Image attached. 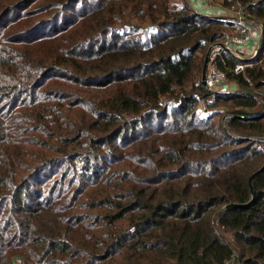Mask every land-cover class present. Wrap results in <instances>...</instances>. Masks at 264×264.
<instances>
[{
    "label": "trees",
    "instance_id": "1",
    "mask_svg": "<svg viewBox=\"0 0 264 264\" xmlns=\"http://www.w3.org/2000/svg\"><path fill=\"white\" fill-rule=\"evenodd\" d=\"M214 4L263 25L227 94L201 75L233 18L0 0V264H264V0Z\"/></svg>",
    "mask_w": 264,
    "mask_h": 264
},
{
    "label": "built area",
    "instance_id": "2",
    "mask_svg": "<svg viewBox=\"0 0 264 264\" xmlns=\"http://www.w3.org/2000/svg\"><path fill=\"white\" fill-rule=\"evenodd\" d=\"M232 18L240 27H242L243 37L240 39L231 37L229 41H226L225 43L227 48L234 50V48L245 46L249 43L257 45L259 43V37L262 38L263 36V25L261 23L253 21L248 14L242 11H236ZM255 49L256 47L253 49V53L255 52ZM225 50L227 49L216 48L212 52L208 63L206 87L213 93L227 94L234 92L229 84L226 83V73L220 70L217 66L218 57ZM243 68V65H237L235 68V72L238 73L242 71Z\"/></svg>",
    "mask_w": 264,
    "mask_h": 264
},
{
    "label": "water",
    "instance_id": "3",
    "mask_svg": "<svg viewBox=\"0 0 264 264\" xmlns=\"http://www.w3.org/2000/svg\"><path fill=\"white\" fill-rule=\"evenodd\" d=\"M261 47H262V38L261 40L259 41V43L257 44V47L255 49V52L253 54L252 57L250 58H245V57H242L240 55H238L235 51H233L232 49H229L227 48V46L225 44H215V45H212L207 53H206V56H205V60H204V65H203V70H202V75H201V80H202V84L204 86H206V76H207V67H208V63H209V60H210V56L212 54V52L216 49V48H223V49H227V51H229L230 53H232L233 55H235L236 57H238L239 59H242V60H253L255 59L260 50H261ZM264 170V165L257 171L255 172L249 179V184L251 186V192H252V196H253V199L255 198L256 196V193H255V190H254V187L252 185L253 183V180L254 178L257 176V174H259L260 172H262ZM245 204H229L227 205L223 211H229V210H232V209H236V208H239V207H242L244 206Z\"/></svg>",
    "mask_w": 264,
    "mask_h": 264
},
{
    "label": "rangeland",
    "instance_id": "4",
    "mask_svg": "<svg viewBox=\"0 0 264 264\" xmlns=\"http://www.w3.org/2000/svg\"><path fill=\"white\" fill-rule=\"evenodd\" d=\"M189 1V0H188ZM196 1V0H195ZM197 1H201V6L203 5V6H205V7H210V8H213V11H212V14H207V15H209V16H220V15H218L217 13V11L216 10H219V9H221V8H219V7H217V6H219V5H215L214 4V0H197ZM195 6V5H194ZM195 8H197V7H195ZM222 10V9H221ZM225 10H227V9H225ZM236 11H234V10H227V13H226V15H223V17H228V18H232V16H234V13H235ZM231 37H233V38H242L243 37V34H242V27H240L239 26V28L237 29V31H231L230 33H228L227 34V40L226 41H229V39L231 38ZM261 40V38L259 37V41ZM226 41L225 42H223V43H220V44H225L226 43ZM246 46L247 45H245V46H240V47H237V48H234V50L233 51H235L236 53H238V52H240V53H242V54H244V53H246L248 56H246L245 57V55L243 56V57H245V58H248V57H250L251 56V53H253L252 51H253V49L255 48V46L252 48V50L250 51L251 53L250 54H248L246 51L247 50H245V48H246ZM239 48V49H238ZM235 49H238V50H235ZM227 84H229V86L231 85L232 86V83L233 82H226Z\"/></svg>",
    "mask_w": 264,
    "mask_h": 264
},
{
    "label": "crops",
    "instance_id": "5",
    "mask_svg": "<svg viewBox=\"0 0 264 264\" xmlns=\"http://www.w3.org/2000/svg\"><path fill=\"white\" fill-rule=\"evenodd\" d=\"M189 3H190V5L195 9V10H197V11H199V12H202V13H204V14H212V11H213V8H210V7H205V6H201V1H195V0H189L188 1ZM195 5V6H194ZM195 7H197V8H195ZM217 7H219V8H221V9H219V10H216L218 13V15H220V16H223V15H226V13H227V10H225L224 8H222L221 6H217ZM257 47V45H254L253 43H249L247 46H246V48H245V50H247L246 52L248 53V54H250L251 52V50H252V48L253 47ZM250 50V51H249ZM252 54V53H251ZM243 55H245V57L246 56H248L246 53H244ZM230 87L232 88V90L233 91H237L238 90V86H237V84H235V83H232V86L230 85Z\"/></svg>",
    "mask_w": 264,
    "mask_h": 264
}]
</instances>
